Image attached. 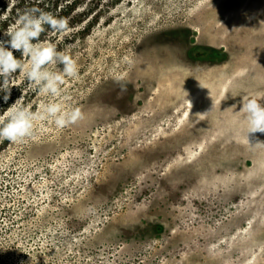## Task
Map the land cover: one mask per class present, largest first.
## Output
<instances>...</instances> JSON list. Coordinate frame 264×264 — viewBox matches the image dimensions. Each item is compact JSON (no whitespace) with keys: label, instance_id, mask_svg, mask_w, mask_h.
<instances>
[{"label":"rangeland","instance_id":"374dc122","mask_svg":"<svg viewBox=\"0 0 264 264\" xmlns=\"http://www.w3.org/2000/svg\"><path fill=\"white\" fill-rule=\"evenodd\" d=\"M30 2L67 21L34 43L78 74L52 96L13 73L0 116L83 119L0 142V264H264V133L240 110L264 106V0Z\"/></svg>","mask_w":264,"mask_h":264},{"label":"clouds","instance_id":"9594fccd","mask_svg":"<svg viewBox=\"0 0 264 264\" xmlns=\"http://www.w3.org/2000/svg\"><path fill=\"white\" fill-rule=\"evenodd\" d=\"M33 13H39V15ZM45 25L59 32L67 28V21L34 8L31 12L20 15L16 26L5 32V35L9 37L8 40L0 41V77L3 78L0 91L5 93L3 96L5 103L11 95L9 78L17 71L22 72L28 81L34 83L41 93L52 96L60 95L65 77H75L78 74L77 63L70 55L57 51L51 44L34 43L45 31ZM14 52H20L21 57L28 58V65H24ZM49 64L61 65L62 74L46 70ZM117 83H120V80H117ZM240 110L246 117L247 136L257 132L264 133V106L258 99L243 98ZM48 118H52L58 128H64L76 124L83 119V115L78 108L62 111L57 103L44 105L40 111L33 113L29 108L23 107L22 101L17 99L0 116V142L23 141L32 134L35 120Z\"/></svg>","mask_w":264,"mask_h":264},{"label":"trees","instance_id":"16d2710c","mask_svg":"<svg viewBox=\"0 0 264 264\" xmlns=\"http://www.w3.org/2000/svg\"><path fill=\"white\" fill-rule=\"evenodd\" d=\"M31 0H0V35L12 21L18 20L25 13L26 6ZM39 2L41 0H33Z\"/></svg>","mask_w":264,"mask_h":264}]
</instances>
